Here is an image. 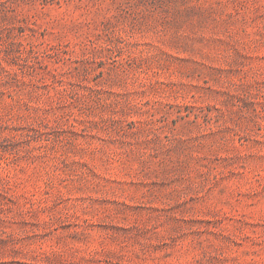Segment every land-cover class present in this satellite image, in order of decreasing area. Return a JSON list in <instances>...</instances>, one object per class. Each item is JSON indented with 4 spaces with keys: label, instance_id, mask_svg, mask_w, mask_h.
<instances>
[{
    "label": "rangeland",
    "instance_id": "obj_1",
    "mask_svg": "<svg viewBox=\"0 0 264 264\" xmlns=\"http://www.w3.org/2000/svg\"><path fill=\"white\" fill-rule=\"evenodd\" d=\"M0 264H264V0H0Z\"/></svg>",
    "mask_w": 264,
    "mask_h": 264
}]
</instances>
